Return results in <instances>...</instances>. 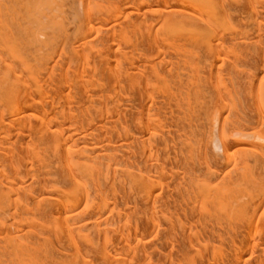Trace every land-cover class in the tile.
Instances as JSON below:
<instances>
[{
  "label": "bare ground",
  "instance_id": "1",
  "mask_svg": "<svg viewBox=\"0 0 264 264\" xmlns=\"http://www.w3.org/2000/svg\"><path fill=\"white\" fill-rule=\"evenodd\" d=\"M263 200L264 0H0V264H264Z\"/></svg>",
  "mask_w": 264,
  "mask_h": 264
},
{
  "label": "clouds",
  "instance_id": "2",
  "mask_svg": "<svg viewBox=\"0 0 264 264\" xmlns=\"http://www.w3.org/2000/svg\"><path fill=\"white\" fill-rule=\"evenodd\" d=\"M209 144L212 152L216 155H222L224 152V144L221 138L215 133L209 138Z\"/></svg>",
  "mask_w": 264,
  "mask_h": 264
},
{
  "label": "rangeland",
  "instance_id": "3",
  "mask_svg": "<svg viewBox=\"0 0 264 264\" xmlns=\"http://www.w3.org/2000/svg\"><path fill=\"white\" fill-rule=\"evenodd\" d=\"M212 134H216L217 135V126H214L213 127V129H212ZM249 137V136H248ZM246 139H248V140H250L251 141V139H252V136H250L249 138H246ZM254 140V141H253ZM204 141V143L202 142V145L204 146L205 145V143H206V141H207V138H206V140H203ZM252 142H259L257 139H252ZM259 143H261V142H259ZM220 162H222V160L220 161ZM263 202V207H264V200L262 201Z\"/></svg>",
  "mask_w": 264,
  "mask_h": 264
}]
</instances>
